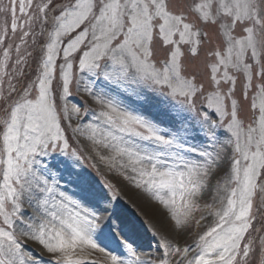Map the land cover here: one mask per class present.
Here are the masks:
<instances>
[{
  "label": "snow or ice",
  "instance_id": "obj_1",
  "mask_svg": "<svg viewBox=\"0 0 264 264\" xmlns=\"http://www.w3.org/2000/svg\"><path fill=\"white\" fill-rule=\"evenodd\" d=\"M65 123L170 231L80 165ZM258 219L264 0H0V264H264Z\"/></svg>",
  "mask_w": 264,
  "mask_h": 264
},
{
  "label": "rangeland",
  "instance_id": "obj_2",
  "mask_svg": "<svg viewBox=\"0 0 264 264\" xmlns=\"http://www.w3.org/2000/svg\"><path fill=\"white\" fill-rule=\"evenodd\" d=\"M8 0H3L4 4H7ZM31 71V70H30ZM84 99H88L85 97ZM90 106L93 108H97L95 104H91ZM90 116L88 118H85L83 123H88L90 120ZM77 121L75 119L72 120V126L75 127ZM65 127V133L69 137L70 144L73 148H76L80 154L84 157L82 161H80V165L86 169L89 173H91L97 181H99L101 184L104 179L110 180L114 184H116L117 188L120 190L121 197L123 202L128 206L129 211H135V213L140 216L142 219L146 220L148 223L152 224L155 228V224L152 222V216L148 213V211L145 209L142 203H144V200L151 201L155 206H158L162 211L166 212V210L159 205L156 201L152 200L151 197L147 194L142 192L141 190L135 189L134 185H132L129 181L125 180L123 176H121L118 172L115 170H110L108 163L105 161L100 160V158L96 155V152L93 148V145L89 140L86 139V136H80L76 133H73L71 128L67 126V123L64 124ZM103 151V150H101ZM103 154L107 155L106 152H103ZM62 160L64 158H61ZM219 179V177L214 176L212 178V190L205 195L203 199L200 200L201 204V210L195 213L196 219H199L200 215L204 214L207 217V211L203 208V205L206 203L215 204V202L212 199V196L215 195L214 186L216 183V180ZM223 181L221 180V183ZM64 181H61V184H63ZM218 206V205H217ZM212 218L208 217L205 220L201 221V225L203 227H193L189 230V233L185 235L182 239L190 241L194 238V234L200 231L204 230V227H206ZM262 227H264V221H261L258 219L257 223L255 224V228L257 229L256 232L253 233L254 237L258 236H264V231H261ZM157 229V228H156ZM149 240V244H152L155 246V240L152 239V236L150 233H142L139 239V243L145 244ZM258 243V241H257ZM32 247H37L36 245H32ZM145 250H147L145 248ZM37 251H41L39 248H37Z\"/></svg>",
  "mask_w": 264,
  "mask_h": 264
},
{
  "label": "bare ground",
  "instance_id": "obj_3",
  "mask_svg": "<svg viewBox=\"0 0 264 264\" xmlns=\"http://www.w3.org/2000/svg\"><path fill=\"white\" fill-rule=\"evenodd\" d=\"M145 209L148 211L150 216H152V222L155 224L158 231L166 232L170 231V223L167 219L166 212L162 211L158 206H155L151 201L144 200L142 203ZM150 242L148 240L144 245H148Z\"/></svg>",
  "mask_w": 264,
  "mask_h": 264
}]
</instances>
